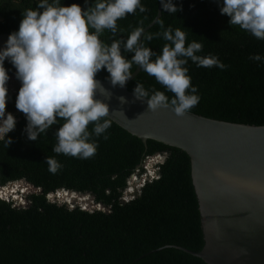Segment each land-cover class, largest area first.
Returning a JSON list of instances; mask_svg holds the SVG:
<instances>
[{"label": "trees", "instance_id": "1", "mask_svg": "<svg viewBox=\"0 0 264 264\" xmlns=\"http://www.w3.org/2000/svg\"><path fill=\"white\" fill-rule=\"evenodd\" d=\"M54 2L48 0L49 4ZM96 2L59 0L61 6L75 3L85 9ZM172 2L182 10L170 14L162 6L161 19L143 36L144 45L159 55L169 42L155 34L169 27L173 31L179 28L186 32V46L193 41L203 45L197 55H215L227 66L225 70L203 68L188 60L185 67L192 86L198 89L195 94L200 97L199 103L188 111L219 121L264 126V60L249 59L255 54L264 57V40L231 25L230 17L221 14L223 0ZM40 3L41 0H0V34L17 32L23 13L36 10ZM159 3L160 0H141L147 11L137 10L118 20L115 36L105 30L100 35L101 41L108 45L114 39L126 41L137 27L144 29L154 20ZM147 35L154 38L148 41ZM123 55L131 60L134 53ZM4 67L10 75L16 72L7 59ZM135 69L134 64L132 73ZM96 77L110 82L106 69ZM137 83L143 84L150 95L155 88L169 100L174 98L173 93L142 69L128 86L131 92L134 93ZM18 92L8 95L6 105V113L15 117L16 126L5 137L11 139V144L7 146L5 140H0V184L24 179L42 192L26 196L28 208L15 205L13 200L0 199V264H206L176 248L149 254L168 245L194 252L203 247L190 160L185 152L154 140L145 146L140 138L112 121L106 133L92 137L98 143L92 158L56 154L52 151L57 143L55 133L63 121L53 125L46 135L40 134L36 141L29 140L26 116L15 106ZM156 154H168L164 163L158 165L160 177L147 182L138 198L122 203L137 167ZM47 157L63 165L56 174L49 172L44 162ZM146 172L143 167L139 175ZM59 189L88 192L96 203L112 209L92 211L76 204L71 207L51 201L49 195Z\"/></svg>", "mask_w": 264, "mask_h": 264}, {"label": "clouds", "instance_id": "2", "mask_svg": "<svg viewBox=\"0 0 264 264\" xmlns=\"http://www.w3.org/2000/svg\"><path fill=\"white\" fill-rule=\"evenodd\" d=\"M161 4L170 14L182 10L172 0H161ZM137 10L147 11L141 0H97L86 9L75 3L61 6L59 0L52 4L41 0L36 10H26L19 30L9 35L6 47L0 50V140H5L16 126L15 117L6 113L9 81L4 67L6 59L15 67L16 78L22 85L15 106L26 116L28 139L36 141L40 134L46 135L53 125L63 121L55 133L57 143L52 151L56 154L92 158L98 148L92 137H100L112 126L109 105L96 99L98 92L106 98L111 95L95 78L102 69L110 74L114 87H124L135 64L174 94L169 100L164 92L153 88L150 95L143 84L137 83L134 95L147 101L148 110L171 108L182 117L195 107L200 97L195 94L198 89L192 86L185 67L188 60L203 68L225 70L227 66L215 55H197L203 45L193 41L186 46V32L179 28L173 31L169 27L155 34L169 42L159 55L142 42V27H137L126 41L114 39L110 45L101 41L100 35L105 30L115 36L117 21ZM221 14L230 17L231 25L264 40V0H223ZM160 27L164 28L162 21ZM153 38V35L145 37L148 41ZM125 52L134 53L131 60L123 55ZM249 59L258 62L264 57L255 54ZM120 101L126 102L124 97ZM103 138L107 140L108 136ZM5 141L7 146L12 143L11 139ZM44 162L52 174L63 167L53 157ZM65 203L75 206L71 201Z\"/></svg>", "mask_w": 264, "mask_h": 264}, {"label": "water", "instance_id": "3", "mask_svg": "<svg viewBox=\"0 0 264 264\" xmlns=\"http://www.w3.org/2000/svg\"><path fill=\"white\" fill-rule=\"evenodd\" d=\"M161 17L160 0L157 15L144 28V35ZM9 35L0 34V50L6 47ZM140 72L141 68L136 66L124 87H114L111 82L95 77L111 94L110 98H106L98 92L96 99L109 105L110 118L114 123L140 138L145 146L149 140H154L187 154L203 235L200 251L168 245L149 254L164 248H176L206 264H264V126L219 121L189 111L179 117L171 108H160L154 112L148 110L147 101L136 99L128 88ZM14 79L15 90H18L20 84L16 73ZM7 88L8 95H13L14 91ZM120 97H124L126 102L121 103ZM167 158L168 154H156L139 165L129 182L133 191L127 189L122 203L138 198L140 188L160 177V169L151 160L156 159L159 165ZM143 167H148L149 171L140 176ZM5 189H10L7 192L10 197L17 189L21 190L22 195L12 197V200L18 201L16 204L24 208L30 206L26 199L28 194L42 192L24 179L0 184V192ZM59 192L66 191L59 189L57 193L50 194V200L62 203L58 198ZM68 194L87 198L85 209L87 206L92 211L110 212L112 209L104 203H96L95 197L88 192L68 191ZM0 199L8 200L1 193ZM72 203L80 204L78 201Z\"/></svg>", "mask_w": 264, "mask_h": 264}, {"label": "bare ground", "instance_id": "4", "mask_svg": "<svg viewBox=\"0 0 264 264\" xmlns=\"http://www.w3.org/2000/svg\"><path fill=\"white\" fill-rule=\"evenodd\" d=\"M152 174V173H151ZM131 188H130V190L129 191H133L132 190V186H130ZM8 190L10 191V189H5V191H2V195H4L5 194V196H6V194H7V192H8ZM1 193V192H0ZM59 196H58V198H60V199H62V198H65V197H68L69 199L68 200H66V201H78V203H81V202H79V201H82V205H85V203H88V202H86L85 200H87V198L86 199H84V198H79L77 195H75L76 197H72V196H70V194H65V193H60L59 192V194H58ZM88 201V200H87Z\"/></svg>", "mask_w": 264, "mask_h": 264}, {"label": "rangeland", "instance_id": "5", "mask_svg": "<svg viewBox=\"0 0 264 264\" xmlns=\"http://www.w3.org/2000/svg\"><path fill=\"white\" fill-rule=\"evenodd\" d=\"M157 161H156V159H153V160H151V163L152 164H154L155 165V167H157L158 166V164L156 163ZM146 169H147V172L149 171V169H148V167H146ZM131 186V185H130ZM131 188V187H130ZM26 190V189H25ZM21 190H16V193L14 194V195H11V197L9 196V194H6V196H5V194L3 195V197L5 198V199H11L12 197H19L20 195H22L21 194V192H20ZM65 194L67 193L68 194V191H66V192H64ZM3 193L1 192V195H2ZM72 197H76L75 195H73ZM79 198H82V197H79ZM69 198L68 197H65V198H62V199H60L61 200V202H63V203H65V201L66 200H68ZM72 202V201H71ZM80 205H81V203H80ZM83 206V205H82Z\"/></svg>", "mask_w": 264, "mask_h": 264}, {"label": "flooded vegetation", "instance_id": "6", "mask_svg": "<svg viewBox=\"0 0 264 264\" xmlns=\"http://www.w3.org/2000/svg\"><path fill=\"white\" fill-rule=\"evenodd\" d=\"M16 73V72H15ZM15 73H13V74H9V81H8V83H7V85L6 86H8L9 88H11L13 91H14V93L13 94H15L19 89H20V85H19V89L18 90H15V86H14V81H15V79H14V74ZM18 80V79H17ZM18 82H19V80H18ZM19 84H20V82H19ZM158 167V166H157Z\"/></svg>", "mask_w": 264, "mask_h": 264}, {"label": "built area", "instance_id": "7", "mask_svg": "<svg viewBox=\"0 0 264 264\" xmlns=\"http://www.w3.org/2000/svg\"><path fill=\"white\" fill-rule=\"evenodd\" d=\"M23 191H25V189H23ZM13 198H11V199H8V200H12ZM20 199H22V197L20 198ZM13 202L15 203V205H17L16 203L18 202V201H14L13 200ZM22 203H24V198L22 199V201H21Z\"/></svg>", "mask_w": 264, "mask_h": 264}]
</instances>
